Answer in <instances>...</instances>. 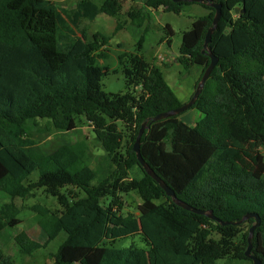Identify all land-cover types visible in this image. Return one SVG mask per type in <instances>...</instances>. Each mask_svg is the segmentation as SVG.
<instances>
[{"label":"trees","instance_id":"16d2710c","mask_svg":"<svg viewBox=\"0 0 264 264\" xmlns=\"http://www.w3.org/2000/svg\"><path fill=\"white\" fill-rule=\"evenodd\" d=\"M124 0H78L58 9L51 0H0V232L18 226L13 201L43 189L59 211L34 206L44 244L26 233L14 236L23 255L31 256L60 233L65 239L52 254L53 264H216L223 259L248 261L249 229L261 220L250 240V254L264 264V0H211L221 16L207 46L218 58L195 104L193 126L158 114L182 103L159 67L148 63L142 46L150 12L180 14L196 5L206 11L183 32L176 62L184 73L209 65L203 43L215 11L206 4L143 0L126 12L142 31L135 53L117 56L123 93L102 89L110 68L97 64L110 38L89 35L84 23L100 14L118 16ZM235 8L244 10L235 14ZM119 24L117 29H121ZM168 45L173 31L166 25ZM195 89V88H194ZM89 124L103 151L93 159L86 141L41 143L37 134L71 132L77 119ZM140 154L148 167L189 206L182 209L139 167L133 144L142 124ZM139 167L143 176L132 178ZM34 172L33 182L25 181ZM63 190V192H62ZM141 200L138 215L123 214V195ZM139 237L144 247L117 248ZM252 263V262H251ZM0 264H14L0 245Z\"/></svg>","mask_w":264,"mask_h":264},{"label":"rangeland","instance_id":"374dc122","mask_svg":"<svg viewBox=\"0 0 264 264\" xmlns=\"http://www.w3.org/2000/svg\"><path fill=\"white\" fill-rule=\"evenodd\" d=\"M58 9H73L78 0H51ZM95 3L100 4L103 0H93ZM143 0H124L122 10L118 16L112 17L105 14H100L91 23H84L88 28L89 35L100 33L101 35L110 38L109 44L100 50V53L105 55V58H100L97 61L98 65L107 66L110 68V73L102 79V89L106 93L118 94L123 93L124 78L120 71L113 73L111 70L117 69V56L122 52L135 53L137 49V42L141 36L142 31L133 27L126 12L131 7L140 6ZM195 10V11H194ZM197 10V11H196ZM205 12L201 7L192 5L185 7L184 11L180 14H173L164 12L163 10H156L150 12V27L145 36L142 46V55L146 62L153 63L159 67L163 73L164 79L167 84L175 92L176 96L181 101H186L189 93L192 90V84L198 81V68L194 67L189 73H184L182 67L176 63V57L181 44V37L183 32L191 28L193 21ZM121 29H117L118 25ZM168 25L173 31V36L170 38L169 45L162 41L165 37L164 28ZM200 77V76H199ZM198 78V79H197ZM195 82V83H196ZM195 87V84H194ZM188 101V100H187ZM200 115L195 110L184 112L180 119L189 124L194 125ZM35 139L41 143H50L55 139H59L64 144H71L75 141H86L90 147L93 163L97 162L103 151L96 144L94 140V133L89 127V124L81 118L77 119V127L71 132H59L52 130L48 135L37 134ZM130 175L132 178H141L143 176L139 167L135 166L131 169ZM38 173H32L27 182H33L37 179ZM63 192V190H62ZM124 201L123 214L138 215L137 206L141 203L140 198L135 193L123 195ZM9 202V199L0 194V206ZM14 207L19 210L18 218L21 223L12 229H6L0 232V245L2 251L11 256L14 264H53L52 254L55 253L58 246L65 239V234L60 233L57 238L48 244H45L42 249L37 250L33 255L27 256L20 253L17 244L14 242V236L20 232L26 233L32 240L44 244L45 236L37 226V215L33 211L34 206H44L51 211H59L55 198L48 196L43 189L34 190L24 200L16 199L13 202ZM130 245L144 247L139 237L125 238L118 240L115 247L122 248ZM216 264H252L248 261H235L223 259L216 262Z\"/></svg>","mask_w":264,"mask_h":264},{"label":"water","instance_id":"95a60500","mask_svg":"<svg viewBox=\"0 0 264 264\" xmlns=\"http://www.w3.org/2000/svg\"><path fill=\"white\" fill-rule=\"evenodd\" d=\"M171 1L176 2V3L177 2H185V3L192 2V3H197V4H206L207 6H209L210 8H212L215 11V14H214V17L212 20V25L208 29V31L205 35L204 43H203V53L208 55L210 62H209V65L207 66V68L204 70V72L200 78V81L196 85L194 92H193L192 96L190 97V99L186 103H183L182 106H180L179 108H177L175 110L158 114L157 116H155L151 119V122H157V121L164 120V119H167V118L172 117V116H177V115H180V114L186 112L188 109H190L195 104L197 98L199 97V95L201 94V92L203 90V87H204L206 81L210 77L211 72L213 71V69L216 67V65L218 63V58L214 54L209 52V50L207 49V46L211 41V36H212V34H213L217 24H218V21L220 19L221 5L220 4H214L211 2V0H171ZM234 12H235V14H238L239 12H240V14H243L244 10L242 9L241 11H239V8H235ZM148 127H149V125H147V122L142 124V126L139 129V132L137 134V137L135 139V142L133 144V147H132L133 152L136 155L138 165L142 169L144 174H146L147 176L152 178L160 186V188L164 191L165 195L168 198H170L174 204L181 207L182 209L189 211L191 213H194V214L207 216L209 219L218 222L220 225L229 224L228 222L219 221L218 219H216L212 215L211 212L197 210V209L189 206L188 204L179 201L176 198L174 192L158 176H156L155 173L148 167V165L144 162V160L142 159L141 154H140V139L143 135V132ZM248 219H254V224L249 229L248 248L245 252V256H246V258H248L252 262V264H260V261L250 254L251 237L253 235L254 230L257 227H259V225L261 223L259 216L257 214L250 213V214L245 215L241 221L236 222V223H232V224H240L243 221H246Z\"/></svg>","mask_w":264,"mask_h":264},{"label":"crops","instance_id":"0c3cea01","mask_svg":"<svg viewBox=\"0 0 264 264\" xmlns=\"http://www.w3.org/2000/svg\"><path fill=\"white\" fill-rule=\"evenodd\" d=\"M190 7V6H189ZM202 9V8H201ZM157 10H162V8H159V9H157ZM204 10V9H203ZM195 11V10H194ZM197 11V10H196ZM205 11V10H204ZM204 13H206V11L205 12H203V13H200V15H198V17L199 16H202ZM176 62V61H175ZM177 63V62H176ZM194 67H197L198 68V71H199V73H198V78H199V76H200V74H201V70H202V68L201 67H199V66H194ZM194 67H192L191 68V70L194 68ZM197 78V79H198ZM195 82H196V80L193 82V84H192V90H191V92L189 93V95H188V98H187V100H189L190 99V97L192 96V94H193V92H194V84H195ZM175 93V92H174ZM176 95V94H175ZM178 98V97H177ZM187 100L186 101H181L180 100V102L183 104V103H186L187 102ZM200 115V114H199ZM199 118V117H198ZM187 124V123H186ZM189 125V124H188Z\"/></svg>","mask_w":264,"mask_h":264}]
</instances>
